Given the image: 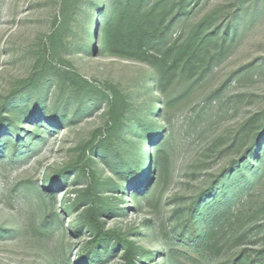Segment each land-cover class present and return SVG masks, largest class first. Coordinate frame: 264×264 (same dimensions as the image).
Instances as JSON below:
<instances>
[{"label": "rangeland", "instance_id": "1", "mask_svg": "<svg viewBox=\"0 0 264 264\" xmlns=\"http://www.w3.org/2000/svg\"><path fill=\"white\" fill-rule=\"evenodd\" d=\"M195 1L198 5L189 16L190 21L224 7V14L215 16L216 25L240 5L233 23L236 38L202 77H178L166 90V120L160 112L163 103H155L161 95L147 92L143 86L144 67L99 54L98 49L97 54L83 51L79 47L85 48L87 41L82 40L86 37L82 38L81 33L72 34V40L68 38L65 50L60 51L56 44V58L46 63L51 70L43 74V82L37 88L13 94L14 107L26 106L27 116L40 115L38 119L16 122L21 130L33 131L44 113L51 124L56 122L50 116L53 112H57V118H65L55 125L44 121L37 129L40 137L26 138L21 131L20 137L14 138L21 148L13 154L6 145L0 154V264L85 261V246L93 233L81 226L79 218L88 206L75 205V201L79 195L87 197L91 179L65 169L88 158L100 181L111 180L110 186L95 190L96 196L117 207L110 214L100 213L99 220L105 228L117 229L140 247L137 264H164L163 253L171 249L189 255H177L171 264H231L245 246L264 247V147L263 162H252L260 177L243 181V175H248V179L253 176L248 167L239 169L215 203L218 212L227 201L231 207L230 212L219 216L207 241L219 250L202 249L185 221L186 206L192 197L227 169L241 164L260 131H246L244 124L255 114L264 113V0ZM56 4L54 0H0V104L35 71V62L44 54L43 50L36 52L51 29ZM102 9L103 6L99 11ZM92 11L98 10L89 13ZM105 15L98 13L96 19ZM64 70L77 74L89 88L96 87L95 91L79 89L74 94L66 85L61 87ZM106 95L125 103L126 119L123 132L114 138L109 149L117 151L123 162L143 166L139 182L134 178L120 182L97 153V130L104 129L109 120ZM143 120L152 126L145 132ZM259 124L263 126L264 121ZM157 131L159 135L151 140V134ZM160 145L166 150L162 176L153 159ZM61 172L63 180L55 181ZM157 178L159 187L151 198L143 199L153 192ZM227 193L232 194L230 200L229 196L223 197ZM240 234H244L241 242ZM157 241H162L163 246H156ZM124 263V247L118 245L102 249L95 264Z\"/></svg>", "mask_w": 264, "mask_h": 264}, {"label": "trees", "instance_id": "2", "mask_svg": "<svg viewBox=\"0 0 264 264\" xmlns=\"http://www.w3.org/2000/svg\"><path fill=\"white\" fill-rule=\"evenodd\" d=\"M194 2L196 1L54 0V3L57 4L53 9L51 29L46 35V40L41 41L40 44L42 45L41 47L39 46L36 52L38 54L43 50L44 54L39 56V59L35 62L33 74L21 80V86L7 96L5 102L0 104V154L6 145L12 148L13 154L21 148V145L14 141V138L18 139L20 137L21 131L22 133L25 132L26 138H30L31 136L40 137V132L37 129H40L42 123L48 121L51 124V119L48 118L47 113H44L42 114V119L40 118L37 121L33 131L21 130L16 122L38 119L40 115L32 113V115L27 116L29 109L26 106L14 107L13 104L16 96L13 94L20 95V93L30 88H37L43 82V74L45 75L48 69L51 70V65L46 63H52L56 58L54 54L56 44H58L60 51L65 50L69 44L68 38L72 40V34L74 33H81L82 38L86 37L82 39L87 41L86 47H79L83 51L97 54L98 49L99 54L141 64L144 67L143 86L147 92H156V94L161 95L162 98H158L155 103H163L160 112L162 118L166 120L165 108L167 101L163 99L166 90L178 77L188 79L197 76L198 78L202 77L212 68L214 62L227 53L228 47L235 42L236 38L233 23L237 17L240 5L230 13H227L221 24L218 23L216 25L215 16H222L224 14V7H217L205 13L201 18L190 21L189 16L198 5V3ZM101 6H103V9L99 11ZM94 9L98 11L89 13V10ZM98 13H106V15L96 19ZM91 17L94 18L91 19ZM88 28L90 29L87 30ZM56 41H59L60 44ZM64 72L66 75L60 86L66 85L69 92L76 94L79 89L95 91L94 88L96 87L89 88V84H84L85 81L74 72H69L68 70H64ZM106 97L109 107V120L104 129L100 128L97 130V134L100 135L99 143L97 141V153L101 155V160L112 169L113 174H115L114 176L121 179L120 182H124L122 180L124 178H134L139 182V171L143 166L140 165L139 167V165L125 163L117 151L111 152L109 149L112 141L123 132L126 126L124 125L126 119L125 103L123 101H116L114 98H108V95ZM9 106L13 107L10 108ZM56 114L57 112H53L50 116L56 119L57 123L65 118V115H60L57 118ZM263 114H255L244 124L246 131L253 129H260V131L256 140L251 145L250 150H252H249L248 154L244 156V159L240 162L241 164L230 167L218 179L210 181L204 189H201L192 197L186 206L188 217L185 221L188 223L191 232L194 231V239L198 240V244L202 249L219 250L215 244H210L207 241L213 231V226H216L215 223L220 218L219 216L230 212L229 201L222 207V211L220 212L217 211L215 203L219 200L218 197H221L227 191L231 178L233 177L234 179L236 177L235 172L239 169L241 170V168L248 167L253 178L248 179V175L242 176L243 181L248 182L254 181L255 178H259L261 175V173H257V167H252V162L261 160L263 156L262 149L264 142L262 141V137L264 136V125H257L258 122L264 121V119L260 120ZM56 122L51 125H55ZM141 125L142 128H145L144 132L152 127L148 121L144 120L141 121ZM47 129L50 128L47 127ZM10 132H13V134L9 135ZM158 135L159 131L151 134V140L155 139ZM259 146H261L260 150L255 152V149ZM165 154V148L160 145L156 148L153 157L160 176H162V171L166 164ZM261 161L263 162V159ZM133 162L136 161L133 159ZM238 165L239 167L235 169ZM68 169L69 172L67 173L78 172L76 175H87L91 179L87 187V197L85 198V195L82 194L75 201V205L88 206L86 211L81 214L82 217L80 215L79 218L80 223H82L81 226H86L93 233L92 238L85 246V261L81 264H95L96 257L100 255L102 249H107L109 246L118 247V245L124 247V264H137L136 259L140 255V247H137L134 242L126 239L117 229L105 228L104 224L99 220V214L103 211L105 214H110L117 209L116 203H104L103 199L98 198L95 193V190L110 186L109 181L111 180L100 181L91 158L82 163L71 164L65 170ZM150 173H152V170ZM62 174L61 172L55 181L59 182L63 180ZM231 175L234 176L231 177ZM55 181H50V183L53 184ZM226 182L228 185H225ZM147 183L149 185V182L146 180ZM159 183V178H157L153 186V192L144 195L143 199L148 200L147 196L151 198L154 191L159 187ZM111 188L115 189L116 186ZM89 189L91 192H89ZM228 196L230 200L232 194L227 193L223 197ZM66 212L70 214L69 210H66ZM177 218L175 217V219ZM196 229H199L198 233ZM243 238L244 234L238 236L240 242ZM158 245L163 246L162 241H157L156 246ZM161 252L163 253L164 251ZM163 254L166 258L164 264H171L172 260L178 258L177 255L184 258L189 257L185 251L181 252L173 249ZM144 256L145 252L142 253V257ZM178 264H183V261ZM231 264H264V247L253 248L245 246L238 251L237 255L231 260Z\"/></svg>", "mask_w": 264, "mask_h": 264}]
</instances>
